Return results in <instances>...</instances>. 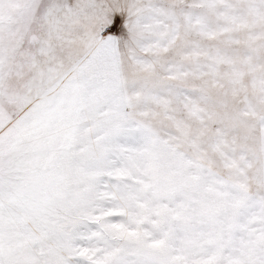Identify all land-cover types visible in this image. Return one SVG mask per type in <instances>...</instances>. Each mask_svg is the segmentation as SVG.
<instances>
[{
  "label": "snow or ice",
  "instance_id": "1",
  "mask_svg": "<svg viewBox=\"0 0 264 264\" xmlns=\"http://www.w3.org/2000/svg\"><path fill=\"white\" fill-rule=\"evenodd\" d=\"M0 264H264V0H0Z\"/></svg>",
  "mask_w": 264,
  "mask_h": 264
}]
</instances>
